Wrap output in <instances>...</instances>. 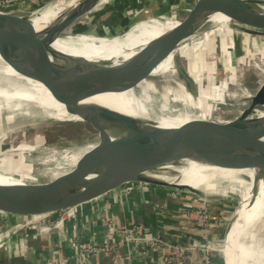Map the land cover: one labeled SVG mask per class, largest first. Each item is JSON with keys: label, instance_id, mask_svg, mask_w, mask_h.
I'll return each instance as SVG.
<instances>
[{"label": "water", "instance_id": "water-1", "mask_svg": "<svg viewBox=\"0 0 264 264\" xmlns=\"http://www.w3.org/2000/svg\"><path fill=\"white\" fill-rule=\"evenodd\" d=\"M28 1L0 2V55L18 69L30 66V73L52 89L70 117H56L38 108L24 107L16 110L20 112L17 114L55 120L58 132L54 135L70 128L79 129L83 136L87 134L85 130L92 129L95 135L90 143L78 140L63 148L51 147V156L44 164L53 162L68 166L60 171L48 169L38 174L32 171L28 156L37 149L34 145L22 144L0 150V175L13 180L0 183V209L12 215L0 218V229L4 233L31 227L64 208L109 193L128 194L130 187L162 199L172 194L178 200L195 201L200 193L197 188L169 183L155 176L161 165L180 159L189 158L204 164L215 160L237 170H254L258 162L264 175V143H261L264 81L253 89L246 85L242 89L241 85L236 87L235 80L224 84V79H216L214 84L205 83L203 89L207 93H203L180 55L174 57L178 73L186 79L180 92L188 94L189 99L179 95L174 82L152 76L153 66L169 57L173 47L181 41L199 48L209 45L208 56H214L210 61L221 59L225 63H228L227 57L232 62L264 47V13L256 14L232 38H225L222 23L213 19L218 13L228 15L229 19H245L252 11L250 0H183L181 7L168 8H155L157 0H149L138 7L129 6L132 0H80L40 31L35 28L33 17L53 0H46L39 6H30ZM117 4L124 6L120 17L114 20L107 15L103 19L106 10ZM153 19L170 20L175 25L163 33L168 38L166 41L149 45L140 57L134 54L118 61L91 60L68 55L53 46L62 39L65 45L79 48L81 43L69 41L70 35L124 36L135 24ZM204 25L207 27L201 31ZM148 79L158 86L157 90H150L151 99L144 104L152 115L151 121L87 101L103 93L134 90L139 94ZM165 89L175 92L168 95ZM185 112L192 118L179 126L160 124V117ZM39 139L38 145L48 142L42 136ZM74 150L86 152L72 165L64 155ZM24 164L28 167L19 173L13 172ZM52 177L55 178L51 182L40 183ZM65 184L70 185L61 187ZM71 184L77 186L72 189ZM252 191L251 201L259 192L257 178ZM47 213L50 214L44 218H32V215ZM23 216L28 217L24 219ZM173 217L179 220L177 215ZM186 230L196 238L194 232ZM53 231L61 229L56 226L51 229ZM20 248L24 264H44L30 241ZM208 248L222 262L212 245Z\"/></svg>", "mask_w": 264, "mask_h": 264}, {"label": "bare ground", "instance_id": "bare-ground-1", "mask_svg": "<svg viewBox=\"0 0 264 264\" xmlns=\"http://www.w3.org/2000/svg\"><path fill=\"white\" fill-rule=\"evenodd\" d=\"M78 1L80 0H53L49 2L33 17L35 28L39 31L46 28L50 22L68 9L72 8ZM260 2L261 1L253 2L250 0L248 4L252 11L249 13H254L255 11L262 9L263 5L260 4ZM214 16L215 15H213V19L222 23V34L232 35L233 32L227 25L229 21L228 15H225L223 18ZM174 25L175 24L170 20L165 21L153 19L124 36L97 38L87 35H79L77 37L70 35L68 40L81 43L79 48L65 45V40L62 39H58L53 46L61 52L74 57H84L91 60L112 59L118 61L121 59H128L134 54L140 57L139 55H141L149 45L156 41H159L160 43L166 41L168 38L164 37L163 33ZM224 25L226 26L223 29ZM236 27L240 31L245 26L239 25ZM183 42L185 43V41H181L174 46L169 57H167L162 63L153 66V77L162 73H165L163 74L164 76L171 77L177 75L178 78L185 83L186 79L178 73L174 62L175 55L183 57ZM95 43L99 44L95 45ZM255 57L256 54H254L252 61ZM29 69H31L30 66L23 67L22 69L13 67L0 55V113H5L9 118L15 116L24 118L22 115L19 116V114H17L20 112L16 111L23 109L24 107L26 109L38 108L39 110H42L43 113L54 115L56 117H70L65 106L57 100L52 89H50L42 80L35 78L30 73ZM189 74L194 78L195 83H198L190 72ZM157 77H159V75H157ZM150 80L152 79L146 81ZM146 81L142 84L139 94L135 93L134 90L117 93H103L92 96L88 98L87 101L89 103L100 104L112 109L123 111L134 116H144L151 121L152 115L144 104L145 101L151 99L149 94L150 90L156 89L150 84L147 85L145 83ZM183 96L189 99V95L184 92ZM191 118L192 115L186 112L179 113L176 115L160 117V124L162 126H179ZM23 125V123L20 124L18 122H11L10 124L2 122L0 124V134L9 129L12 131H19L21 130L20 126ZM261 143H264V136L261 138ZM1 148L2 147H0V149ZM85 152L86 150H74L71 153L67 152L64 156L66 161L75 165ZM255 165L256 167L254 170H237L219 164L215 160L211 163L204 164L185 158L180 159L177 162L161 165L155 176L169 183H177L181 186H193L200 191L197 196L207 200L230 197L236 200V202L238 201L237 206L233 211L234 219L230 221V228L231 223L235 224L234 222L237 220L236 218L241 215L242 209L245 207V222L248 230L247 237L249 246L243 264H264V175L261 173L262 169L257 166L259 163L256 162ZM172 172L175 173L174 176H171L170 173ZM256 178L258 179L259 192L257 197L251 201L253 197V183ZM12 182L13 180H9V178L3 179L0 175V183ZM68 185L70 184H65L61 187H66ZM75 186H77V184H71L72 189H74ZM200 204H202L204 210L207 208L206 203L200 202ZM204 215L205 218L208 217V214ZM202 219H204V216L200 217L199 220L197 219V221L199 222ZM204 245L202 248L207 250L208 247H205ZM193 246L192 243L188 245L191 251L195 248ZM215 250L217 249L215 248Z\"/></svg>", "mask_w": 264, "mask_h": 264}, {"label": "rangeland", "instance_id": "rangeland-1", "mask_svg": "<svg viewBox=\"0 0 264 264\" xmlns=\"http://www.w3.org/2000/svg\"><path fill=\"white\" fill-rule=\"evenodd\" d=\"M181 1V2H180ZM183 0H164L165 2V6H171L172 2L175 3L176 5H178V7H181L182 4L180 3H184L182 2ZM188 2L191 0H187ZM260 4L263 5V8L255 11L254 13H249L248 16L245 19L242 20H238V19H229L228 21V27L231 28L233 34L238 32L239 30L237 29L236 26H245L246 23H248V21H250L256 14H261L264 13V0L260 2ZM226 14L221 13V14H215L214 17H224ZM252 17V18H251ZM86 20V18H85ZM148 22V21H147ZM145 21V23H147ZM145 23H143L142 25H140L141 23L135 25V27H133L132 30L140 28L141 26H143ZM226 25L223 26V29ZM234 26V27H233ZM207 25H204L201 28V31L206 28ZM232 34V35H233ZM232 35L228 34V35H223L225 38H232ZM211 48L209 47V45H205L202 48H199V46L197 45H192L190 43L187 42H183L182 44V52H183V58L182 61L183 63L185 62L187 64L188 67V71L191 74H196L198 72H203L204 71V66L206 67L204 74L207 75L205 78H203V81L207 80V83H212L215 79H217V81L223 80L225 81V84H230L232 82H237L235 85L236 87H239V85H241L240 87L243 89V87L248 86L249 88L253 89L255 88L259 83L264 81V47H260L259 49L255 50L254 52L248 53L246 55L241 56L239 59H233L232 62L229 61V57H227V62L229 63H225L223 62L221 59H218L215 61H210L211 59L214 58V56H208V54L210 53ZM254 54H256L255 59L252 58L254 57ZM211 57V58H210ZM260 57V58H259ZM207 58V59H206ZM210 58V59H209ZM261 60V61H260ZM184 63V64H185ZM204 65V66H203ZM200 75V74H199ZM158 78H162L165 79V81L168 82H174L177 86H176V90H179L178 93L180 96H183V92L181 91L182 88V84L183 82L178 78L177 75L171 77V76H167V78H165L164 76H160ZM210 80V81H209ZM212 80V81H211ZM235 80V81H234ZM216 81V80H215ZM159 82V81H158ZM147 85L150 84L152 86L155 87V89L157 90L158 86L155 83L154 80H150V81H146L145 82ZM174 90H170V89H165L164 93L169 94V93H174ZM20 117H8L5 113H0V124L2 122H7V124H10L11 122H18L20 124H24L23 126H20L19 131H12V130H7L6 132L0 134V147H2L1 149H5L7 147H17L19 145L22 144H27V145H34L35 147H37V149L34 152H31V154H29L28 156V161H31L32 163V171H34L36 174L43 172L45 170H51V171H60L62 169H66L68 166L63 164V163H53V162H47L46 164H44L45 159H47L49 156H51V151L53 148L51 147H66L70 144H74L76 143V141H83V142H87L90 143L93 141L94 139V131L92 129H88L85 130L84 132L87 131L86 136H83V132L80 131L77 128H70L65 130L64 132L58 134V135H54L55 132H58V129H56V125L57 122L53 119H46V118H28V117H24V118H20ZM43 137V139L45 141H48L47 143H43L44 145H38V141L40 140V137ZM2 145V146H1ZM0 149V150H1ZM30 157V158H29ZM25 165V164H24ZM28 167V165L22 166V170H24L25 168ZM19 169L13 170V172L15 173H19V171L21 170L20 167H18ZM60 169V170H59ZM21 170V171H22ZM171 176H174L175 173H170ZM54 178H47L45 180H43V182L40 183H48L51 182ZM206 187V186H205ZM131 193V191L129 192V194ZM103 197V196H102ZM120 197V196H119ZM114 199L119 200L118 196H114ZM219 200L221 201V207L219 208H215L212 209L213 203H216L215 205H220L218 203ZM121 201V198H120ZM194 201V200H193ZM198 201V202H197ZM206 203V209L204 210V208H202V204L199 203ZM197 202V206L196 209H190V208H185L182 209L181 214L183 213V215L185 217L188 218H192L195 220H199L200 217L204 216V219L200 220L198 222L197 225L204 226V227H212L213 229L216 227H223L225 229L226 232H231L232 228L234 227L235 224H237V221L240 220L238 222L239 225H241L240 227H238L239 229L235 230V234L238 237V241L237 244H240V248L241 251L243 252V255L246 256L247 254V249L249 246V242H248V230H247V225L245 222V217H246V209L245 207H243L241 215L238 216L236 219V221L234 222L235 224L231 223V228H230V221L233 218V211L237 206V202L236 200H234L233 198H218L215 200H207L205 198L199 197L197 196V199L194 201ZM84 204V203H83ZM82 204L78 205V206H74V207H68L65 209H62L58 212H55L53 214H51L49 217L45 218V221H47L46 223L49 224L51 222H55L58 219H60L59 217L63 216V214H67L68 212L73 211V213L77 214L79 213V207ZM93 206V205H92ZM95 210L93 211H97L98 215H103L104 213L106 214L104 219L102 220L104 223V228L105 230H107V227L109 228V224L113 225V222L116 224L113 225L111 228L109 229V231H105L104 232V239L105 237L107 238V234H112V232H117L119 234H124L125 232L127 233V237L128 239L130 238L129 241H127L128 243L130 242V244H133V238H134V234H135V229H140V231L145 230L148 231L150 228L151 230L153 229V227H151V220L150 217L147 216L146 220H142L140 218L141 221H136L133 218L128 220V221H123L124 217H122L123 215L116 213L115 211H111V210H107L106 208H102L103 206H98L95 207ZM167 210L168 208L166 206H164ZM75 208V209H73ZM106 209V212H105ZM89 212V211H88ZM89 213H92V209ZM204 214H208V217L205 218ZM75 216V217H76ZM152 216L157 218L158 221L164 222L165 221V217L163 216V214L159 211V212H152ZM200 216V217H199ZM74 217V218H75ZM172 217V216H171ZM197 218V219H196ZM71 220V219H70ZM88 220H92L94 221V218H90ZM69 221V220H68ZM43 221H40L37 224H40ZM67 222V221H66ZM66 222H64V224H66ZM36 223V222H35ZM233 224V226H232ZM165 227L162 226L161 228H159L160 231H157L156 227H154L153 229V234L154 237L156 238L155 241L150 240V239H145L143 243H139L137 248H139V252L141 254H144L145 256L141 255V259L145 260L143 261L144 264H152L151 261H147V253L145 252V250H142L143 248H151V250H153V248L158 249L159 253L157 255V262L155 264H217L216 262H220L219 259L212 254V252L207 251V254H197L195 253V251H191L188 247L189 244H193V247H196L195 243L188 241V238L186 237H177V239H175L172 243V246L174 248H170L167 243H165L164 241H162L161 239H165L163 237V234H165ZM37 231H39V229H37ZM151 232V231H150ZM199 233L206 235L205 233H207L206 231H202V229L200 228ZM170 234H172V232H170ZM116 234H114L113 236L110 237V239L115 238ZM10 236H3L0 238V247L3 249H0V257H2V252L4 250L5 253H7V255H5V257H3V261L0 260V264H8L7 259L9 258H15L13 251L12 250V243L11 240L9 238ZM159 238V239H158ZM224 241H223V249L225 248H234L233 250L237 251V247L235 245L230 244V242L228 241L227 237H224ZM25 240V239H24ZM23 240V244L25 242H27V240L24 241ZM161 240V241H160ZM210 241H207V243H205V247L212 245V247L218 248L217 244L209 239ZM217 240V239H215ZM99 242V241H98ZM104 240H102V242L99 243H103ZM21 245L22 242L18 243V245ZM110 242H105L104 244V248H109L113 249V245ZM143 247L140 249V247ZM161 247V248H160ZM99 250L104 249L100 244H98V247H96ZM142 250V251H141ZM131 251H133L131 249ZM144 251V252H143ZM154 251V250H153ZM12 252V253H11ZM4 253V254H5ZM135 253V251H134ZM138 253V252H137ZM60 255V254H59ZM7 257V258H6ZM61 257V256H60ZM149 262V263H148ZM70 263V262H69ZM221 263V262H220ZM11 264V262H10ZM64 264V262H63ZM129 264H136L135 262H133L132 259H130Z\"/></svg>", "mask_w": 264, "mask_h": 264}, {"label": "crops", "instance_id": "crops-1", "mask_svg": "<svg viewBox=\"0 0 264 264\" xmlns=\"http://www.w3.org/2000/svg\"><path fill=\"white\" fill-rule=\"evenodd\" d=\"M149 0H132V4L128 3L129 6H134L136 7L139 4H144L147 3ZM176 5L175 3L172 2L171 6ZM155 8H168L171 6H165L164 0H157L156 3L154 4ZM138 7V6H137ZM122 9H124V6L122 4H117L114 6L112 9H107L106 14L103 19L107 16L110 15L114 18V20H117V17H120ZM150 21V20H149ZM147 22V21H146ZM142 25L145 23V21L139 22ZM137 23V24H139ZM135 24V25H137ZM135 27V26H134ZM133 29V28H132ZM131 29V31H132ZM184 56V55H183ZM204 66V65H203ZM204 71L203 72H198L192 74L198 84L201 87V90L203 93H207L203 87L207 80L203 81L202 77H206L207 75L204 74L206 67L204 66ZM172 69H173V64H172ZM171 69V70H172ZM167 73V72H166ZM162 74H157L160 76H164ZM200 74V75H199ZM156 75V76H157ZM202 76V77H200ZM167 78V76H164ZM168 79V78H167ZM222 83L225 84V81ZM208 84H211L210 82ZM130 189L131 193L129 194H116V193H109L107 195H104L103 197L96 198L92 201H89L87 203L82 204L79 207V213L77 216L71 220H67L65 229L67 230V233L70 236H77L81 240L85 241H92L96 240L99 242H102L104 240V232L106 231L103 225V219L105 217V213L103 215H98L97 211L95 210V207L98 206H103L102 208H106L107 210L115 211L118 214H122L124 217L123 221H128L130 219H134L136 221H141L146 220L147 216L150 217L151 220V225L156 227L157 231H160L159 228L164 226L165 229V234H163V237L165 239H162L165 243L170 248H174L172 246V243L177 237H186L188 238V241L193 242L196 244V247L194 248L193 251L195 253L199 254H207V250H204L202 246L207 243V241H210L209 239L213 240L218 248H216L217 253L222 259V262H216L217 264H243L245 255H243V252L241 251V246L240 244H237V239L238 237L235 234V230L239 229L241 225L238 224L239 220L237 221V224L234 225L232 228L231 232H226L223 227H215L214 229L212 227H204L200 225H197L198 222L195 219L185 217L183 213L181 214V210L185 208H190V209H196V206L198 205L197 202H194L193 199L190 200H178V198L175 195H169L165 198H159L154 195H150L149 193H146L145 191L141 189H135V188H128ZM118 196L119 200L114 199V196ZM120 196V197H119ZM121 198V201H120ZM222 201V200H221ZM221 201L219 200L220 205H215L216 203H213L214 206H212V209H215L216 207L220 209ZM200 203V201H199ZM93 205V206H92ZM166 206L168 210L164 207ZM92 209V213H89ZM105 209V212H106ZM89 211V212H88ZM161 212L163 216L165 217V221L161 222L158 221L157 218L152 216V212ZM47 214H41V215H32V218H44ZM173 215H177L178 221L173 217ZM10 217V213L5 212L0 209V218ZM172 216V217H171ZM28 216H23L24 219H26ZM31 218V219H32ZM90 218H94V221L88 220ZM40 224H37V229H40L44 226L45 219L42 220ZM153 227V228H154ZM191 230L196 234V238L186 229ZM202 229V231H206L207 233L201 234L199 233V229ZM37 231V232H39ZM172 232V234H170ZM63 232L61 231H53L49 234L41 232L39 233L38 237L35 239L31 240L30 243L32 247L34 248L36 254L42 261H46L50 257L54 255H59L64 259V264H129L130 259H129V253L135 251L134 256L132 257L133 262L136 264H144L143 259H141V256L139 255V248L138 246H135L130 243H122L119 245H116L113 249H111L110 252H98L93 249H88L84 251V255L82 252L74 248L71 245V242L65 238L63 235ZM144 235H147L146 239H153L152 232H146ZM227 237L228 241L230 244L235 245L237 247V251L233 250L234 248H225L223 249V241L224 237ZM217 239V240H215ZM21 241L19 240L18 237L15 236V245L12 243V250L14 257L15 258H9L7 259L8 264H24L23 263V257L21 255ZM104 243V242H103ZM140 249L143 248L139 246ZM176 248V247H175ZM131 249L133 251H131ZM142 250H145L147 253V261H157V255L159 253L158 249L153 248H143ZM141 250V251H142ZM7 251V250H4ZM2 252V257H0V260L3 261V257L7 255V253ZM139 252V253H137ZM144 252V251H143ZM5 253V254H4ZM12 253V252H11ZM9 256V255H7ZM7 258V257H6ZM70 262V263H69ZM149 263V262H148Z\"/></svg>", "mask_w": 264, "mask_h": 264}, {"label": "built area", "instance_id": "built-area-1", "mask_svg": "<svg viewBox=\"0 0 264 264\" xmlns=\"http://www.w3.org/2000/svg\"><path fill=\"white\" fill-rule=\"evenodd\" d=\"M11 1H21V0H0V2H11ZM132 188V187H130ZM75 209V208H73ZM76 216L75 213H73V211L71 212H68L67 214H63V216L59 217L60 219H58L57 221L55 222H51L49 224L47 223H44V226L40 229L39 232H37V223H34L31 225V227H28V228H23L21 227L20 229H17V230H13L11 231L10 233L7 232V233H4L5 231L2 229H0V238L3 237V236H7L9 235L10 237V240H11V243H13L15 245V236L19 238V240L22 242V245H23V240H27V242L35 239L36 237L40 236L38 235L39 233L41 234V232L43 233H47L49 234L51 232V229L53 227H56V226H59L60 229H61V232H63V236L65 238H67L70 242H71V245L74 247V248H77L79 249L82 254L84 255V251L88 250V249H93V250H96L98 252H110L111 249L110 247L109 248H104V244L105 242H110L112 243L113 245V248L116 247V245H119V244H122V243H128L127 241L130 240V238L128 239L127 237V233L125 232L124 234H119L117 232H112V234H107V238L105 237L104 239V243H99L98 241L96 240H92V241H85V240H81L79 237L77 236H70L68 233H67V230L65 229V224L64 222H66L67 220H70V219H73L74 217ZM116 222L114 223L113 222V225H115ZM111 224H109V228L107 227V230L109 231V229H112L111 227L113 226ZM151 227H154L153 225H151ZM154 229V228H153ZM153 229L151 230V228L148 230V231H145L142 229V231H140V229H135V234H134V238L132 239L133 241V245H138L139 243H143L144 240L146 239L147 235H144L146 232H152V235H154L153 233ZM106 230V231H107ZM5 234V235H3ZM114 234H116L115 238H112L110 239L111 236H113ZM152 240L155 241L156 238L154 236H152ZM159 239V238H158ZM24 240V241H25ZM151 240V239H150ZM162 240V239H161ZM160 240V241H161ZM163 241V240H162ZM26 243V242H25ZM24 243V244H25ZM130 243V242H129ZM98 244H100L104 249L102 250H99L97 249L96 247H98ZM111 245V246H112ZM161 248V247H160ZM177 248V247H176ZM174 248V249H176ZM0 249H3L0 247ZM208 251V250H207ZM139 253V252H138ZM139 255L141 256H145L144 254H141L139 253ZM132 257H135L134 256V253L133 252H130L129 253V259H132ZM64 262V259L62 257H60V255H54L52 257H50L49 259H47L44 264H63ZM157 261L155 260H151V263L152 264H155Z\"/></svg>", "mask_w": 264, "mask_h": 264}, {"label": "trees", "instance_id": "trees-1", "mask_svg": "<svg viewBox=\"0 0 264 264\" xmlns=\"http://www.w3.org/2000/svg\"><path fill=\"white\" fill-rule=\"evenodd\" d=\"M46 0H30L27 2L28 5L30 6H39L43 4Z\"/></svg>", "mask_w": 264, "mask_h": 264}]
</instances>
